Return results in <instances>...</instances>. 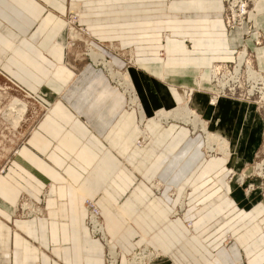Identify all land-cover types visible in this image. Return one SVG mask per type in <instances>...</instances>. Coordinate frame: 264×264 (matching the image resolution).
<instances>
[{
    "label": "crops",
    "instance_id": "1",
    "mask_svg": "<svg viewBox=\"0 0 264 264\" xmlns=\"http://www.w3.org/2000/svg\"><path fill=\"white\" fill-rule=\"evenodd\" d=\"M71 2L89 46L127 74L139 108L104 70L75 56V44L66 50ZM223 7L224 0H0V77L44 109L0 171V264H105L103 244L85 225V199L99 210L117 264L140 248L153 252L147 264H264V191L249 169L264 118L238 100L209 103L212 66L232 63L237 49L264 70L255 35H246L250 27L264 37V0L254 1L241 29L225 26ZM184 90H193L190 109L225 139L228 157L208 156L204 135L182 122L155 121L185 101ZM22 198L38 215H14Z\"/></svg>",
    "mask_w": 264,
    "mask_h": 264
},
{
    "label": "rangeland",
    "instance_id": "2",
    "mask_svg": "<svg viewBox=\"0 0 264 264\" xmlns=\"http://www.w3.org/2000/svg\"><path fill=\"white\" fill-rule=\"evenodd\" d=\"M253 1H255V0H252V2ZM226 2H228V0H224L223 11L225 10ZM252 2L249 5V10L252 8ZM75 4L77 5L76 2H71L69 8L66 10V12L63 16L64 46L67 48L66 50L68 51L73 46L72 44H75V46L78 47L75 56H80L78 58L82 57L85 60H87L88 62H90L91 64H93L94 66L101 68L102 70H104V72L109 77L108 70H106L105 67H102V65H100V64H102V62L99 61L100 63L95 65L93 63V61H91V58L88 55V53H90L89 52L90 50H92L97 55H103V54L100 53L99 51H96L94 48H91L89 46V42H88L89 32L85 28H83V26H81L79 24V19H80L79 18V14H80L79 11L76 12V11L72 10L73 5H75ZM253 4H254V2H253ZM222 18H223V13H222ZM242 24H245V21ZM238 27H240V26H238ZM238 27L236 29H240ZM71 29H73V31H74L73 35L76 34V38H72V36H71L72 30ZM247 29H248L247 35L254 34L255 40H256L257 39V34H256L257 32L256 31L249 32V28H247ZM255 47L261 48V50L263 52L262 64L264 67V48H263L264 45L261 44L260 46H255ZM241 49L242 48L237 49V52H239V50H241ZM246 53L250 54L251 52L249 50L248 51L246 50ZM235 55L236 54H234L233 56L235 57ZM103 57H104V55H103ZM247 58L251 61V65H252L253 69L255 71H257V70L259 71V69L255 65L254 55L252 54L251 58H249L247 56ZM105 60L107 62H109V60H107V59H105ZM229 66H230V68H232L234 66L233 62L228 64V67ZM111 68H112L113 74L116 77L117 76L120 77V80H121L118 83L117 80H113L109 77L110 78L109 81H111L113 83L112 84L110 82L111 85L113 86V88L114 87L118 88L120 90L122 96L127 97L126 99H127V105L128 106H130V107L135 106V107L139 108L138 102L136 104L132 103V98H133L132 96H135V94H134V92H133L134 90H133V88H132V86L128 80L127 74L116 71L113 68L112 63H111ZM243 70L244 69L242 68L241 74H243ZM261 71H263V73H264V70H261ZM241 77H242V75H241ZM124 83L126 84V86H123ZM242 84L244 86L241 87L240 89L238 88V91H237L238 94H241V93L245 92L246 90H249L250 86L253 85L252 83H250V85H249V83L247 81L246 82L243 81ZM192 91L193 90H188V91L184 90L183 91V96H184L185 101L182 103V105L190 111H192V110L190 109V107L188 105V101L190 99L189 97H190ZM239 92H241V93H239ZM214 94H216V91L212 94V96ZM220 98H223V97H220ZM220 98H218V99H220ZM211 100L212 99L209 100L210 104H211ZM232 100L237 101V99H232ZM252 100L257 101L256 99H252ZM212 101L215 103V100H212ZM237 102H239V101H237ZM240 102L253 105L254 108H256L255 110L257 111V113L260 114L262 116V118H264V100L262 102H258V103L256 102V104H257L256 106L252 102H245V101H240ZM159 111L154 116L155 121L158 123L168 122L169 119L166 120V119H163V118H160L159 116H157L159 114ZM165 112H167V111H165ZM43 113H44V109L41 107V104L34 97L26 95L24 92L18 90L15 86L11 85L9 82H7L6 80H4L0 77V171L2 170L3 163L6 161V159L10 155H13L16 152L18 145L24 140L26 135L32 130L36 121L40 118V116ZM191 120L193 121L192 118H191ZM200 123L204 127L206 133L201 132L200 126L195 127L192 124V122L191 123H183L182 122V124H184L185 126H189L191 128L192 133L201 132L202 135H204V150L208 156H212L215 154H221V155L225 156L223 153L225 151L224 150L225 148L224 147L219 148V146H218L219 142L218 141L215 144L209 143L210 148H211V145L213 144V146H212L213 150L209 151L210 149L207 147L208 144H207V135L206 134H209L211 137H213V139H217V140L218 139L225 140V139L219 134H213V133L209 132L208 128L205 127L203 120L200 119ZM262 133L263 134H262V137L260 139V145L258 146V148L255 152L254 161L250 164L249 169L251 171V175H250L251 180H253V179L259 180L260 187L262 188L261 190L263 192L264 191V129H263ZM147 137H148V135L145 132H143L142 137H141L143 139V141L147 140ZM140 139L138 141V145L142 144ZM227 147H228V151H226L227 156H225V158L230 155V151H229L230 147L228 144H227ZM210 152H214V153H210ZM257 168H259L260 171ZM236 180L239 183V185H243L245 182L243 177H237ZM245 185L247 187L251 186L252 189L254 187V184H252V183L245 184ZM153 188H158V184L153 185ZM156 190H158V189H156ZM21 202H25L27 205L29 204V205L34 207V205L31 204L30 201L27 200V198H22L16 203L15 207L13 208V213L17 217L28 218V216H26L27 211H25L23 215H20V210H19L18 205H20ZM111 247L113 248V246H111ZM143 249L144 248H140V249L136 250L132 255H130L126 259L125 264H130L131 262H134V261H136V263L142 262V264H147L148 261H146V258L148 257V254L146 255V253L144 252L145 255H142V256L139 255ZM115 250H116V255H117L116 258L118 259V255H119L118 250L117 249H115ZM143 251L149 252L151 255H153L152 251L147 250L146 248ZM156 258H157V256L154 257V259H156ZM117 259H116V261H117ZM116 261L114 264H117Z\"/></svg>",
    "mask_w": 264,
    "mask_h": 264
},
{
    "label": "built area",
    "instance_id": "3",
    "mask_svg": "<svg viewBox=\"0 0 264 264\" xmlns=\"http://www.w3.org/2000/svg\"><path fill=\"white\" fill-rule=\"evenodd\" d=\"M251 2L252 0H228V2H226L225 10L223 11V20H224L225 26L228 29L238 27L242 23H244V21L246 20L247 13L250 11L249 5L251 4ZM248 28H249V32H252L251 28L250 27ZM256 34H257V39L253 41V44L255 46H260L261 44L264 45V37L260 35L258 32ZM247 56L251 58L252 54L251 53L247 54L245 50L246 59H248ZM249 62L251 63L250 60ZM215 68L217 69L214 75L215 77L211 78L210 81L216 87V89L222 88L221 92L217 93V96L219 97L220 96H223V97L231 96V97H235L236 99L239 98V99L248 100L249 102H252L255 106L257 105L256 102L258 103V102L263 101L260 99V94L262 92L264 94V89H261L262 88L261 82L258 80L254 83L251 80L247 79L245 75V68L243 66H242V68L244 69L243 74H241V70H240L239 74L237 75V79L234 78V75H233L234 66L230 68V66L228 67V64H217ZM262 75L264 76V73ZM243 81L245 82L247 81L249 85L250 83H252L253 85L250 86L249 90H246L243 93L239 92L241 94H238L237 93L238 88L240 89L241 87L244 86L242 84ZM213 96H215V94ZM252 99H256L257 101L252 100ZM140 141L143 142V139L141 138ZM22 203L26 204L25 202H21V204L19 205L20 215H23L25 211H27L26 216L28 217L38 215V212H34L33 206L26 204L27 206L22 208L21 207ZM82 205L86 211L87 216H86L85 225L88 229L90 236L92 238H97L103 244L105 264H114L115 262L113 260V257L111 258V255L108 254V248L105 246L103 232L99 230L100 227L102 228V221L99 216L98 208L95 206V204L91 200H88V199L83 200ZM112 250H113V255H115L116 250L114 248ZM144 252L146 253V255L147 253H149V252L142 250V252H140L139 255L140 256L145 255Z\"/></svg>",
    "mask_w": 264,
    "mask_h": 264
},
{
    "label": "bare ground",
    "instance_id": "4",
    "mask_svg": "<svg viewBox=\"0 0 264 264\" xmlns=\"http://www.w3.org/2000/svg\"><path fill=\"white\" fill-rule=\"evenodd\" d=\"M72 10L73 11H79V6H78V4L76 5H73V8H72ZM243 25L244 24H241L240 25V27H238V28H242L243 27ZM242 26V27H241ZM237 27H235V28H232V29H236ZM72 31H71V36H72V38H76V34L75 35H73V29H71ZM245 48H243V50L242 51H239V52H237L236 53V57H235V59H234V61H233V63H234V68H233V75H234V78H236L237 79V75L239 74V72H240V70H241V68H242V66L245 68V75H246V77H247V79H249V80H251L252 82H256V81H260L261 82V84H262V88L261 89H264V76L262 75L263 74V71H261V70H257V71H255V70H253V67H252V65H251V63L249 62V60L248 59H246V57H245ZM88 55H89V57L91 58V60L93 61V63L95 64V65H97L98 63H100L99 61H101L102 62V64H100V65H102V67H105L106 68V70H108V73H109V77L111 78V79H113V80H117L118 81V83L121 81L120 80V77H116L114 74H113V71H112V68H111V62H107L106 60H105V58L103 57V56H101V55H97V54H95L93 51L92 52H90V53H88ZM217 66V65H216ZM216 66H212V68H211V70H210V79L211 78H214L215 76V72H216ZM121 84V83H120ZM122 85V84H121ZM123 86H126V84L124 83L123 84ZM252 86V85H251ZM215 87V86H214ZM220 87H221V85H220ZM216 88V87H215ZM218 88V87H217ZM222 89V88H221ZM221 89H216V96H212L210 99H212V100H215V102L217 101V99L218 98H220V97H223V96H217V93H220L221 92ZM188 91V90H187ZM134 92V91H133ZM133 98H132V103H137V99H136V97L135 96H132ZM224 97H226V96H224ZM214 98V99H213ZM227 98H230V99H236V98H234V97H231V96H229V97H227ZM260 99L261 100H264V94H263V92L260 94ZM211 100V105H214V102ZM237 100L238 101H245V102H249L248 100H244V99H239V98H237ZM139 110H141V109H139ZM142 114V113H141ZM142 116L143 115H141V119H142ZM157 116H159L160 118H163V119H169V120H176V121H180V122H183V123H191L192 122V124L195 126V127H197V126H200V128H201V132H204V133H206V131H205V129H204V127L201 125V123H200V119H199V117H198V115L197 114H195L194 112H192V111H190V110H188L186 107H184L182 104H180L179 105V107H177V109H175V110H173V111H167V112H165V111H163V110H160L159 111V114L157 115ZM144 117V116H143ZM191 118L193 119V121L191 120ZM197 124V125H196ZM207 135V147L210 149L209 151H212L213 150V148H212V146H213V144L211 145V148H210V145H209V143H214V142H212L214 139H213V137H211L209 134H206ZM219 143H218V146H219V148H221V147H224L225 149V151L223 152L224 153V155L225 156H227V152L226 151H228V149H227V143H225V141L224 140H222V139H218L217 140ZM142 145V144H141ZM140 145V146H141ZM215 152V151H214ZM214 152H210V153H214ZM259 171H260V169L259 168H257ZM29 205V204H28ZM19 206V205H18ZM25 206H27L26 204H23L22 203V208H24ZM17 209V208H16ZM34 212H37V210L34 208ZM101 232H103V225H102V228L100 227V229H99ZM103 237H104V241H105V246L108 248V254L109 255H111V258L113 257V260H114V262L116 261V257H117V255L115 254V255H113V248L110 246V244H108V242H106V239H105V236H104V232H103ZM151 256V254L150 255H148V257H150ZM157 256V255H156ZM143 260V259H142ZM117 262V261H116ZM130 264H142V262H140V263H136V261H134V262H131Z\"/></svg>",
    "mask_w": 264,
    "mask_h": 264
}]
</instances>
